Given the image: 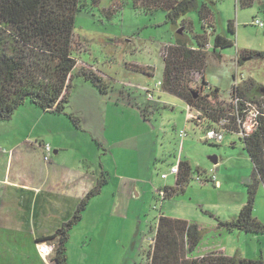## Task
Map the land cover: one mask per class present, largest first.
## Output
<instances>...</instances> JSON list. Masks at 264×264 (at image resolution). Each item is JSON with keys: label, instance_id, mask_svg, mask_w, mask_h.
Returning a JSON list of instances; mask_svg holds the SVG:
<instances>
[{"label": "rangeland", "instance_id": "obj_1", "mask_svg": "<svg viewBox=\"0 0 264 264\" xmlns=\"http://www.w3.org/2000/svg\"><path fill=\"white\" fill-rule=\"evenodd\" d=\"M250 1L249 6L241 7L240 0H196L198 7L205 4L211 12L215 34L232 43L215 52L218 58L208 55L204 72L205 82L219 89L223 101L230 99L232 86L242 80L251 78L264 87V60L245 61L239 67L236 64L237 53L241 51H264V26L251 25L252 20L264 25V0ZM83 2L85 6L76 14L73 33L85 43V51L76 52L84 47L74 38L73 57L104 77L108 90L112 88L113 100L124 99L126 104L140 110L142 119L147 115L148 122L143 124L135 111L115 107L117 113L113 115L109 109L105 136L116 140L111 146L103 143L98 146L92 136H101L104 132L101 126L104 116L94 114L99 107L91 103L92 97L85 91L69 99L66 106V111H78L77 115L82 117L75 116L81 129L75 128L67 116L46 113L27 101L10 120L0 122V180L6 172H10V180H14L16 171L23 177L31 168L40 172L48 162L44 161L39 144L52 147L63 144L65 151L58 156L63 165L87 171L90 177H95L94 187L101 171L107 181L70 231L66 245L68 264H148L159 214L186 219L208 232V225L216 224L214 218L228 221L237 216L240 210H231L232 204L240 200L246 203L248 183L240 179L230 180L220 190L219 183H199L194 178L186 187L189 189L186 194L161 202L153 187L171 182V177L161 180V174L168 173L178 157L192 163L193 175L197 166L207 171L212 168V157H217L218 166L226 159L233 160L228 163L230 166L236 161L240 172L245 171L247 177L251 176L253 167L237 135L224 133L223 141L218 144L205 141V121L197 126L187 122L188 108L181 100L154 93L151 101L143 88L136 87L145 85L152 89L161 81L163 60L159 51L164 46L174 45L180 29L187 43L196 44V38L204 33L198 10L193 9L172 23L164 10L146 9L134 0H98L96 5L92 0ZM229 23L233 25V34L228 31ZM208 41L211 44L213 36H209ZM141 67L152 68L153 76L142 75ZM195 80L199 83V79ZM124 81L135 86L120 93ZM118 82H122V86ZM101 110L106 111L104 107ZM182 131L185 136L180 138ZM236 171L238 173V168ZM40 175L45 177L47 173ZM119 177H134L138 181L120 186ZM134 184L139 188V196L133 191ZM88 185L90 188L91 182ZM6 191L3 188L0 195ZM253 212L264 225L262 185L258 187ZM27 227L32 228V224ZM23 236L25 238L26 234ZM224 241L226 256L264 261V234L225 232ZM22 253L18 250L3 255L0 264H23Z\"/></svg>", "mask_w": 264, "mask_h": 264}, {"label": "trees", "instance_id": "obj_2", "mask_svg": "<svg viewBox=\"0 0 264 264\" xmlns=\"http://www.w3.org/2000/svg\"><path fill=\"white\" fill-rule=\"evenodd\" d=\"M134 2L146 9L164 10L172 23L191 10H198L204 33L196 38L195 45L178 34L174 45L167 47L160 89L198 113L196 119L189 122L197 126L205 121L204 129L207 130L219 129V122L225 120L227 123L220 128L223 133L238 136L250 113H256L252 130H243V137L238 136L253 167L250 183L246 185V203L235 218L214 220L217 228L226 233L264 234V225L253 216L258 187H264V87L251 78L242 80L232 86L226 102L220 99L218 88L205 82L208 55L218 58L217 50L232 45L230 40L215 34L211 12L205 4L198 7L196 0ZM250 2L240 0V6H249ZM97 3L98 0H92L93 5ZM84 6L83 0H0V122L10 120L29 101L46 113L67 116L75 128L81 129L79 119L66 111L74 79H83L99 93H107L109 88L98 71L77 64L73 57L75 17ZM228 31L234 33L231 23ZM209 36H213L211 44ZM208 43L211 47L207 50ZM256 59L264 60V51L244 50L237 53L236 64L239 67L245 61ZM195 79H199V83ZM96 144L101 146L97 141ZM177 169L174 185L160 189L164 193L162 201L183 195L189 182L201 173L196 169L193 175V169L185 160L178 161ZM103 173L101 171L95 187L79 201L70 219L52 235L37 240L53 244L54 264H68L66 245L70 231L82 219L89 201L99 195L106 184ZM154 226L148 264H264L262 260L226 256L221 252L195 257L203 236L202 229L195 223L159 215Z\"/></svg>", "mask_w": 264, "mask_h": 264}, {"label": "crops", "instance_id": "obj_3", "mask_svg": "<svg viewBox=\"0 0 264 264\" xmlns=\"http://www.w3.org/2000/svg\"><path fill=\"white\" fill-rule=\"evenodd\" d=\"M74 38H76L77 42H79L82 45V47H84V49H78L80 51H76V52L77 53L84 52L85 43L78 37V35L74 34ZM77 64L86 65L84 62L80 61L79 59H77ZM139 70L143 72L142 75L153 76L152 74L153 69L150 67L147 68L141 67L139 68ZM130 72L132 73L133 70H130ZM76 78L73 81L74 86L70 92L69 99H73L74 96L78 94L80 91H85L89 97H92L90 98L91 103H93L94 106L99 107L97 111L94 110L95 112L94 114L98 113L99 115L104 116L103 118L104 125H101L104 132L102 133L101 136H95V137L92 136V139L96 140L97 142L99 141V143L106 144V146L108 145L111 146V144L116 139L111 140L108 137H106L105 136L106 130L104 127L106 121H108V119L110 120L109 109L112 111L114 115L117 113V110L114 109L115 107H123L125 109L132 110L133 112L134 111L137 112L139 116L141 115L139 114L140 110L135 108L134 106L126 104L124 102V99L113 100L112 96L110 95L112 88L108 90L107 93H104L105 94L104 95L99 93L91 84L86 83L81 78H78L79 83L75 84ZM118 83L120 85L123 84L122 82H118ZM132 86L135 85H132L129 82L126 83V81H124V84L122 86L124 89L123 91H120V93H124L125 89L128 90V88L130 89L132 88ZM136 87L143 88L144 91L153 89V88L148 89V87H146L145 85L144 86L136 85ZM154 93L166 94V93H162L160 89L154 90L153 97H154ZM101 107H104L106 111L104 112L102 110L99 111ZM111 108H113V110ZM67 112L69 114H72L73 116H76L77 115L76 112L78 111H73V112L67 111ZM191 114H192L191 111L188 110V114L185 118L187 122L191 120V116L193 115ZM79 117L82 119L81 116ZM138 118L140 119V121L142 120L143 124L148 122L147 115H145L143 119L142 116ZM119 143L121 144V142ZM41 145L43 144H39L40 147H42ZM62 151H65L63 144L54 145L52 147V154L50 157V161L47 164H44V168H41L40 172L39 169L36 170L34 168H31L26 174V176L23 177L22 173L17 174L16 171L15 172L16 176L14 180H10L9 179L10 172H6V174L3 176V179L0 180V190H2L3 188H6L7 190L6 192L2 193L3 195L2 194L0 195V205H1L0 258H4L2 257L3 255L8 256V254L11 255L12 252H16L20 250L24 252L22 253L21 256L23 264H27V261L30 262V264H54L52 260L53 254L47 257H41L38 254L37 245L46 242H38L37 240L52 235L56 229H58L63 223L67 222V220H69L72 214L74 213L79 201L90 190H92V187H94L95 184V177L93 178L90 177L87 171L79 167L78 168L72 167L71 169L63 165L61 161L58 159V156ZM52 156H54V158ZM226 160L224 161V164L219 166H218L219 164L218 159L216 165L212 164L213 166H217L214 167V170H215L217 182L219 183L220 186L219 187L220 190H222L225 184H228V182H230V180L232 179H240L243 181V183L249 184L251 176L247 177V173L245 171L240 172L241 167L236 166V161L234 163L235 165L234 164L231 165V166L234 165V167H231L230 165H228V163H232L233 160L232 159H226ZM178 161H181L179 157L177 161L171 166H176ZM188 162L192 168L193 167L192 163L190 161ZM236 168H238V173L236 171ZM196 169L199 170L201 173L207 171L206 168H202L198 166ZM45 171L47 175L45 177H42L40 173L41 172L44 173ZM169 177H171L172 179L170 183H164L163 185H155V187H153V191L156 196H157V191H159L162 187L164 186L172 187L174 185V176L169 175L165 180H167ZM119 178L121 181L120 186H125L127 185V183L132 184L138 181L137 179H134V177H119ZM89 182H91L90 188L88 185ZM132 187H133V191L137 193L136 195L139 196V192H140V191L138 192L139 188H137L135 184ZM188 190H189L188 188L187 190L185 189L183 194H186ZM244 204L245 203L240 200L237 203L231 205V210L238 212ZM114 212H115L114 208L112 207L111 214L113 215ZM159 215H164L167 217L174 218L166 214H159ZM255 218L258 219V216H255ZM184 220L186 221V219ZM30 224H32V228L27 227V225ZM198 226L203 231L204 227H200V225ZM208 226H209V230L208 232H203L204 234L199 249L194 254L195 257H199L211 252H221L224 255L226 253V248L225 249L223 248V244H225L224 243L225 231L222 229L221 230L218 229L216 224L215 225L212 224ZM24 234H26L25 238L23 236ZM205 234L206 237H204Z\"/></svg>", "mask_w": 264, "mask_h": 264}, {"label": "built area", "instance_id": "obj_4", "mask_svg": "<svg viewBox=\"0 0 264 264\" xmlns=\"http://www.w3.org/2000/svg\"><path fill=\"white\" fill-rule=\"evenodd\" d=\"M252 26H255V27H260L262 28L264 25L262 22L258 21V20H252V23H251ZM210 31L211 30H208V34H210ZM168 46H164L161 50H160V53L159 55L161 56L162 60L164 59V56L166 54V49H167ZM211 45L208 43L207 46H206V49H210ZM155 89H161V81H159L155 87L152 89V90H147L146 91V94H147V98L152 100L154 97H153V92ZM188 110L191 111V120L192 119H196V117L198 116V113L195 112V111H192L190 109V107H188ZM250 116H252L250 118ZM256 117V113L255 112H251L250 115L248 116L247 120L244 122V124L241 126L242 128V131L239 133L238 136L240 137H243L244 133H243V130L246 131V132H250L253 128V125H254V119ZM250 118V119H249ZM227 122L225 120H222L219 122V129H215V128H210V129H207L205 130L204 132V140L205 141H214L216 142L217 144L218 143H221L223 141V131L222 129H220L221 127H224L225 124ZM185 136V132H180L179 134V137L180 138H183ZM42 150H43V159L45 162H49L50 161V157H51V154H52V148L45 144L42 146ZM214 167L213 166L210 170L206 171V172H202L200 173L199 175H195L194 176V181L196 182H199V183H204L205 180H207V182H210L212 183L213 185H217L218 182H217V179H216V174H215V170H214ZM178 172V169H177V165L176 166H171L169 168V171L167 174H162L161 175V179L162 180H165L169 175H172V176H175ZM157 196H158V199L163 200V196H164V193L159 190L157 191ZM152 244H153V241H152ZM37 251H38V254L41 256V257H47L49 255H52L53 254V251H54V246L53 244H47V243H42V244H39L37 245Z\"/></svg>", "mask_w": 264, "mask_h": 264}, {"label": "water", "instance_id": "obj_5", "mask_svg": "<svg viewBox=\"0 0 264 264\" xmlns=\"http://www.w3.org/2000/svg\"><path fill=\"white\" fill-rule=\"evenodd\" d=\"M181 32H182V29H180V30L177 32V34H181ZM210 162H211L213 165H216V164H217V159H216V157H212V158H210Z\"/></svg>", "mask_w": 264, "mask_h": 264}]
</instances>
